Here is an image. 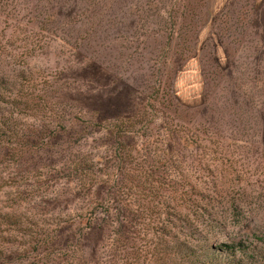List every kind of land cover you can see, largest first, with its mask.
I'll list each match as a JSON object with an SVG mask.
<instances>
[{"label": "rangeland", "instance_id": "374dc122", "mask_svg": "<svg viewBox=\"0 0 264 264\" xmlns=\"http://www.w3.org/2000/svg\"><path fill=\"white\" fill-rule=\"evenodd\" d=\"M0 122V264L264 259V0H0Z\"/></svg>", "mask_w": 264, "mask_h": 264}, {"label": "trees", "instance_id": "16d2710c", "mask_svg": "<svg viewBox=\"0 0 264 264\" xmlns=\"http://www.w3.org/2000/svg\"><path fill=\"white\" fill-rule=\"evenodd\" d=\"M0 123L2 124V122ZM2 137L3 135L0 133V141ZM108 219H111V217ZM112 223H114V220H112ZM91 229H93L92 234L97 235V228L92 226L89 230ZM118 232L120 235L117 236V239H113V243L106 251L105 259L100 263L98 261L96 264H132L129 255L130 252H135V250H133V246L130 245V240L127 236L129 232L120 230ZM190 238L192 237H189V239ZM186 242V244H182L183 246L179 250V252H181L178 256L179 261L171 264H264L259 244L256 242L246 244L239 241L232 244H202L201 246L192 244L191 240H187ZM57 245L58 243H56V240L49 241L47 239L38 241L34 247V252H38V255L43 254L40 259H46L44 263L49 264L52 261L51 251L54 246ZM61 248L64 250L67 249L65 246ZM164 250H166L165 247ZM65 254L66 258L63 259V261L66 262V264H88L86 260L79 257L78 252L75 250L68 249ZM86 256L91 257L88 254H86ZM86 259L88 260V258ZM52 263H54V261H52ZM159 263L162 264L160 261Z\"/></svg>", "mask_w": 264, "mask_h": 264}]
</instances>
